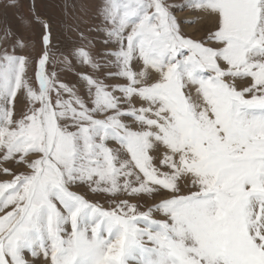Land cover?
Wrapping results in <instances>:
<instances>
[{
	"label": "rangeland",
	"instance_id": "obj_1",
	"mask_svg": "<svg viewBox=\"0 0 264 264\" xmlns=\"http://www.w3.org/2000/svg\"><path fill=\"white\" fill-rule=\"evenodd\" d=\"M0 264H264V0H0Z\"/></svg>",
	"mask_w": 264,
	"mask_h": 264
},
{
	"label": "bare ground",
	"instance_id": "obj_2",
	"mask_svg": "<svg viewBox=\"0 0 264 264\" xmlns=\"http://www.w3.org/2000/svg\"><path fill=\"white\" fill-rule=\"evenodd\" d=\"M186 26H187V25H186ZM193 29H194L193 27H190V26L188 25L187 31L192 32ZM152 79H153V78H152ZM245 85H246V84H245Z\"/></svg>",
	"mask_w": 264,
	"mask_h": 264
}]
</instances>
